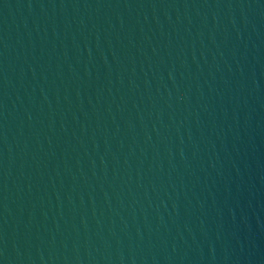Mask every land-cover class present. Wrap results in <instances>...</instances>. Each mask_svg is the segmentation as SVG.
<instances>
[{
  "label": "water",
  "instance_id": "1",
  "mask_svg": "<svg viewBox=\"0 0 264 264\" xmlns=\"http://www.w3.org/2000/svg\"><path fill=\"white\" fill-rule=\"evenodd\" d=\"M0 264H264V0H0Z\"/></svg>",
  "mask_w": 264,
  "mask_h": 264
}]
</instances>
